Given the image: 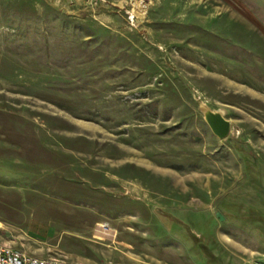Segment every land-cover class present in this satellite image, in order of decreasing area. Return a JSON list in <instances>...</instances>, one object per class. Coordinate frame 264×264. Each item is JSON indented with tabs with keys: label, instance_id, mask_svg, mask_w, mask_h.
Masks as SVG:
<instances>
[{
	"label": "rangeland",
	"instance_id": "374dc122",
	"mask_svg": "<svg viewBox=\"0 0 264 264\" xmlns=\"http://www.w3.org/2000/svg\"><path fill=\"white\" fill-rule=\"evenodd\" d=\"M145 1L0 0V239L264 264V0Z\"/></svg>",
	"mask_w": 264,
	"mask_h": 264
},
{
	"label": "built area",
	"instance_id": "2783aa9c",
	"mask_svg": "<svg viewBox=\"0 0 264 264\" xmlns=\"http://www.w3.org/2000/svg\"><path fill=\"white\" fill-rule=\"evenodd\" d=\"M138 9L145 12V0H135ZM0 264H70L67 261L54 257H37L26 251L4 243L0 239Z\"/></svg>",
	"mask_w": 264,
	"mask_h": 264
},
{
	"label": "water",
	"instance_id": "95a60500",
	"mask_svg": "<svg viewBox=\"0 0 264 264\" xmlns=\"http://www.w3.org/2000/svg\"><path fill=\"white\" fill-rule=\"evenodd\" d=\"M209 122L211 124V128H212L213 132L219 138H222L223 139V138H225V137H227L229 135L231 125L223 117L218 116V115H215L211 120H209ZM216 217L220 221H223L224 220V217L220 213H217Z\"/></svg>",
	"mask_w": 264,
	"mask_h": 264
},
{
	"label": "bare ground",
	"instance_id": "6f19581e",
	"mask_svg": "<svg viewBox=\"0 0 264 264\" xmlns=\"http://www.w3.org/2000/svg\"><path fill=\"white\" fill-rule=\"evenodd\" d=\"M216 114L211 111H206V116L209 120H211Z\"/></svg>",
	"mask_w": 264,
	"mask_h": 264
}]
</instances>
